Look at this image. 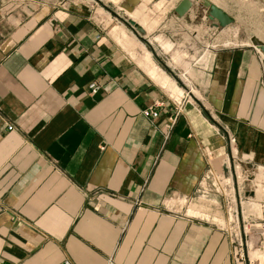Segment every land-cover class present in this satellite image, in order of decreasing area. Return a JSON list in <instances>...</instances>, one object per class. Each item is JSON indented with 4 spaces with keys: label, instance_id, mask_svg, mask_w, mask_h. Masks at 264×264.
<instances>
[{
    "label": "crops",
    "instance_id": "1",
    "mask_svg": "<svg viewBox=\"0 0 264 264\" xmlns=\"http://www.w3.org/2000/svg\"><path fill=\"white\" fill-rule=\"evenodd\" d=\"M209 1L233 22L172 19L198 57L194 101L88 1L27 15L0 3V264H234L212 185L227 159L264 177V0Z\"/></svg>",
    "mask_w": 264,
    "mask_h": 264
},
{
    "label": "rangeland",
    "instance_id": "2",
    "mask_svg": "<svg viewBox=\"0 0 264 264\" xmlns=\"http://www.w3.org/2000/svg\"><path fill=\"white\" fill-rule=\"evenodd\" d=\"M54 1L58 0H0V3H3L8 11H18L23 15H27L34 10L40 9L41 5ZM82 1H88L98 10L108 12L111 17H116L121 22H123L122 19L130 18L127 15L128 12L133 14L135 11L133 14L135 16L144 15V18L143 16L142 18L141 16L137 18L143 19L145 24H148L147 29L149 31L148 33L146 32L145 38L149 40L150 46L144 41L141 42L144 43L148 51L152 49L153 53L156 54V58L153 56L152 58L160 68L157 67L167 73L164 72L171 83L174 81V84L172 83L174 89H170L168 86V90L177 93L182 92L183 96L189 101H194L193 95L199 97L196 88L192 84V79H196V71L192 64L198 57L183 54L179 50L183 46L190 45L183 40V38H188L190 33H187V31L172 22V19H174L172 7L177 0H151L148 5H144V9L142 7L139 9L137 6L128 10L121 4L124 0ZM198 3H200V0L194 1L192 9L198 11ZM204 14L205 10L199 13L195 20H200L202 16H205ZM214 33L216 37L217 32ZM165 42L168 43V48H166ZM212 45L217 46L216 41ZM163 65L170 69V72L165 70ZM177 89L181 91L179 92ZM226 162L231 167L232 173L228 175L226 172L224 176H215L213 179L214 185L211 184L215 193H220L216 201L225 205L226 216L224 217L216 212L210 219H213L219 225H226L229 217L231 238L241 243V248L239 249L242 250V264H255V251L257 256L264 255V197L253 198L246 196L245 190H252V186L247 185L248 182H252L256 187H263L264 180L262 179L264 177L260 174L254 176L255 169H244L237 159L234 161L227 159ZM198 207L203 208V205L199 204ZM245 207L250 210L245 211Z\"/></svg>",
    "mask_w": 264,
    "mask_h": 264
},
{
    "label": "water",
    "instance_id": "3",
    "mask_svg": "<svg viewBox=\"0 0 264 264\" xmlns=\"http://www.w3.org/2000/svg\"><path fill=\"white\" fill-rule=\"evenodd\" d=\"M193 6V0H180L179 3L174 7L173 14L178 18H182L193 8ZM198 8L199 13L205 10V17L208 18L213 26H215L217 29H222L233 22V18L230 15H228L220 7L209 0H200V3H198ZM122 21L131 29V31L138 39L144 41L150 46L149 40L145 38L146 31L140 24H138L131 18L122 19ZM252 43L264 57V45L256 39H252ZM262 67L264 70V59L262 60ZM247 185L252 186V190H245V195L254 197L256 186L253 185L252 182H248Z\"/></svg>",
    "mask_w": 264,
    "mask_h": 264
},
{
    "label": "built area",
    "instance_id": "4",
    "mask_svg": "<svg viewBox=\"0 0 264 264\" xmlns=\"http://www.w3.org/2000/svg\"><path fill=\"white\" fill-rule=\"evenodd\" d=\"M90 90L92 93H95L97 91V85L95 83L90 84ZM162 105V102L160 101H154V103L149 106L148 108L144 109L142 111V114L144 117L149 118V119H156L159 116V111L158 108ZM9 130L12 129L11 126L7 127ZM233 140V139H230ZM232 243L234 244V250H233V261L235 264H242V250L239 249L241 248V243L236 241L235 239H232ZM238 247V248H237ZM62 264H70L68 261H65ZM106 264H116L112 258H109L106 262Z\"/></svg>",
    "mask_w": 264,
    "mask_h": 264
},
{
    "label": "bare ground",
    "instance_id": "5",
    "mask_svg": "<svg viewBox=\"0 0 264 264\" xmlns=\"http://www.w3.org/2000/svg\"><path fill=\"white\" fill-rule=\"evenodd\" d=\"M165 8V7H164ZM132 12V11H131ZM134 13H135V11H134ZM133 13V14H134ZM133 14H131V13H127V15H128V17H130L131 19H133L135 22H137L138 24H140L144 29H145V31L148 33V29H147V25L148 24H145V22L143 21V19H139L140 17L139 16H141V15H139V16H135V15H133ZM137 14H139V13H137ZM141 14V13H140ZM143 16V18H144V15H142ZM142 16H141V18H142ZM137 17H139V18H137ZM147 21V20H146ZM156 24V23H155ZM151 26V25H150ZM114 30V29H113ZM115 30H116V28H115ZM114 30V31H115ZM118 30V29H117ZM114 31H112V32H114ZM124 35V34H123ZM128 37V36H127ZM149 53V52H148ZM132 54V53H131ZM147 54V53H146ZM147 57V56H146ZM141 58H143V57H141ZM145 63H146V61H145ZM146 64H148V62L146 63ZM150 65H151V63H150ZM144 66V65H143ZM155 66V65H154ZM150 67V66H149ZM156 67V66H155ZM147 71V70H146ZM161 74V73H160ZM150 75H152V77L153 78H155L156 79V81L158 80H160L159 79V77H158V75L157 74H155V72H153L152 70L150 71ZM162 77V76H161ZM167 78V77H166ZM170 80V79H169ZM160 82V81H159ZM174 82V81H173ZM172 82V83H173ZM164 85H165V83H163ZM174 84V83H173ZM174 86V85H173ZM173 89H174V87H172ZM170 89H171V87H170ZM177 90H179V89H177ZM174 91V90H173ZM181 90H179V92H180ZM260 196H264V187H262V189L260 188H256V191H255V198H259ZM249 205V204H248ZM249 206H251V205H249ZM245 211H249L250 209L249 208H247V207H245ZM254 257H256L255 259V264H264V255L263 256H257L256 255V251H255V256Z\"/></svg>",
    "mask_w": 264,
    "mask_h": 264
}]
</instances>
